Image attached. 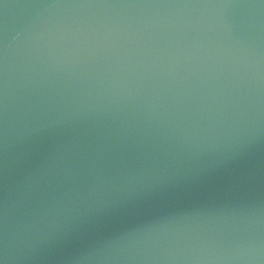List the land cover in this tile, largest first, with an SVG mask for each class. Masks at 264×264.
I'll return each mask as SVG.
<instances>
[{
	"label": "water",
	"instance_id": "water-1",
	"mask_svg": "<svg viewBox=\"0 0 264 264\" xmlns=\"http://www.w3.org/2000/svg\"><path fill=\"white\" fill-rule=\"evenodd\" d=\"M0 264H264V2L0 0Z\"/></svg>",
	"mask_w": 264,
	"mask_h": 264
},
{
	"label": "snow or ice",
	"instance_id": "snow-or-ice-1",
	"mask_svg": "<svg viewBox=\"0 0 264 264\" xmlns=\"http://www.w3.org/2000/svg\"><path fill=\"white\" fill-rule=\"evenodd\" d=\"M262 2H264V0H262Z\"/></svg>",
	"mask_w": 264,
	"mask_h": 264
}]
</instances>
